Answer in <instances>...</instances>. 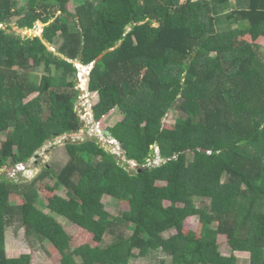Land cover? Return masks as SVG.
I'll list each match as a JSON object with an SVG mask.
<instances>
[{"label": "trees", "instance_id": "16d2710c", "mask_svg": "<svg viewBox=\"0 0 264 264\" xmlns=\"http://www.w3.org/2000/svg\"><path fill=\"white\" fill-rule=\"evenodd\" d=\"M232 1L0 0V170L36 159L45 142L83 128L74 107L75 61L93 64V119L119 113L106 129L136 161L127 169L84 136L65 140L63 165L46 163L31 179L0 173V264L30 263L27 253L6 254L14 223L50 241L62 264H132L135 249L170 256L158 264H236L221 254L220 234L232 251L248 253V264H264V45L257 42L264 0H236L238 7ZM218 8L227 12L222 28ZM38 21L57 25L53 50L38 35L7 29H32ZM244 35L251 41L235 46ZM170 112L174 122L166 127ZM153 147L157 164L146 163ZM48 177L54 184L46 187H62L64 195L44 207L37 190ZM125 194L128 209L111 219L102 197ZM13 196L22 201L11 203ZM54 214L92 234L96 244L76 247L80 261ZM191 216L201 222L198 233L183 231Z\"/></svg>", "mask_w": 264, "mask_h": 264}, {"label": "rangeland", "instance_id": "374dc122", "mask_svg": "<svg viewBox=\"0 0 264 264\" xmlns=\"http://www.w3.org/2000/svg\"><path fill=\"white\" fill-rule=\"evenodd\" d=\"M19 2L21 0H18ZM183 1V0H182ZM245 1V0H244ZM231 6L238 7L239 4L236 0L231 2ZM75 3L70 1L67 3V10L69 13H73L75 9ZM214 6V5H213ZM219 9V10H218ZM218 14L216 16L217 19V28H222L223 26H227V22L225 16L227 12L218 8ZM53 19V18H52ZM63 21H66V18L62 17ZM1 26V25H0ZM242 28L247 26V23L244 21L240 23ZM12 31L21 34L22 36H34L38 35L43 39V42L48 46L50 50H53V42L58 38L59 29L56 24L51 22L42 23L40 21L36 22L32 29H18L15 25L10 26ZM250 37L248 35H244L241 37H236L234 39V45L239 46L242 44L249 43ZM257 42L263 46L264 45V37H260ZM74 64L78 67L77 69H81L82 64L77 61ZM84 69L87 71L86 67ZM34 74L36 77L40 75V70H35ZM76 87L79 89V96L74 101V107L81 116L84 121L83 128L78 133L64 134L61 136H55L50 141L45 142V144L41 147V149L37 153L36 159H31L24 166V170L14 174L12 178L15 180L19 179H31L33 178L40 169L46 163H56L57 165H63L64 162L68 159L67 154L64 152V142L65 140H81L84 139V136L94 137L97 139V142L104 147V149L115 155L118 162L127 164V169H133L136 166V161L127 160L124 155L123 146L120 145L119 141L112 138L111 135H106L104 130H107V127H111L114 123L120 119L119 113L114 111L108 112L104 116H102L99 120L95 121L92 118V105L95 104L98 100V96L96 93H92L87 91L85 85L81 79L78 78L77 75V85ZM36 94H32L29 98L35 96ZM174 117L173 113L170 112L163 119V125L166 127H170L173 125ZM109 131V130H108ZM110 132V131H109ZM111 134V133H110ZM154 149V157L147 160L146 163H159L160 159L158 157V149L153 147ZM93 158L92 155H87V159L91 161ZM8 169L3 168L0 170L1 174H8ZM53 185L54 179L52 177H48L38 183L37 197L41 202V205H45L48 200L52 199L56 194L64 195V188L59 187L54 191H50L46 185ZM164 184V183H163ZM22 201L20 196H13L10 198V202L13 204H17ZM104 204V209L108 212L109 217L112 219H116V217L121 216V214L128 209L129 198L128 196L121 195L120 197L114 198L109 195H104L101 199ZM195 204L200 206L202 204V200L199 197H195ZM167 204V202H166ZM45 207V206H44ZM46 209V208H44ZM55 218L62 223L65 230L71 236V256L76 260L80 261L81 257L76 251V247L82 245L84 243L96 244L94 240H92V234L87 232L86 230L76 226L75 224L69 222L64 219L62 216H58L54 214ZM212 226H214L212 224ZM201 228V222L197 218V216L188 217L183 223V231H195L199 232ZM175 232L172 230L171 233ZM7 238V246H8V255L9 257H14L22 253H27L30 255V263L29 264H62L61 263V255L57 251V249L51 244L50 241L45 240L42 243L36 238L35 235L27 236L25 234L24 227L14 223L7 227L6 231ZM129 233V232H128ZM110 241V237H104V243ZM217 243L220 247V252L223 255H231L235 256L237 261L236 264H248L249 263V255L246 252L241 251H232L228 245L227 239L225 235L217 236ZM160 258H164L169 261L170 256L165 255L159 249L156 251L149 252L146 256L138 255L137 249L133 250V255L129 257V261L132 264H158V260Z\"/></svg>", "mask_w": 264, "mask_h": 264}, {"label": "built area", "instance_id": "2783aa9c", "mask_svg": "<svg viewBox=\"0 0 264 264\" xmlns=\"http://www.w3.org/2000/svg\"><path fill=\"white\" fill-rule=\"evenodd\" d=\"M85 66H82L81 69L78 70V78L82 80L83 82V85H87V78H88V75H89V71H86L84 69ZM78 68V67H77ZM24 169V165L23 164H17L15 167H10L8 169V172L11 174V175H14L16 174L19 170H22Z\"/></svg>", "mask_w": 264, "mask_h": 264}, {"label": "water", "instance_id": "95a60500", "mask_svg": "<svg viewBox=\"0 0 264 264\" xmlns=\"http://www.w3.org/2000/svg\"><path fill=\"white\" fill-rule=\"evenodd\" d=\"M7 29L10 30L11 27H10V26H7ZM91 68H92L91 65L86 66V69H87V71H89V72H90ZM88 81H89V79L87 78V84H88ZM104 133H105L106 135H110V132H109L108 130H104Z\"/></svg>", "mask_w": 264, "mask_h": 264}, {"label": "clouds", "instance_id": "9594fccd", "mask_svg": "<svg viewBox=\"0 0 264 264\" xmlns=\"http://www.w3.org/2000/svg\"><path fill=\"white\" fill-rule=\"evenodd\" d=\"M91 66L93 65V64H90ZM76 66V65H75ZM85 67L86 66H89V65H84ZM77 67V66H76ZM88 79H89V75H88ZM86 87V89H87V91H88V84L85 86ZM80 116V115H79ZM80 118H81V116H80ZM92 118H93V116H92ZM82 119V118H81ZM83 120V119H82ZM94 120V119H93ZM28 162H25V163H22L24 166L27 164ZM19 164V163H18ZM25 169V168H24ZM24 169H22V170H24ZM21 170H19V172H20Z\"/></svg>", "mask_w": 264, "mask_h": 264}, {"label": "crops", "instance_id": "0c3cea01", "mask_svg": "<svg viewBox=\"0 0 264 264\" xmlns=\"http://www.w3.org/2000/svg\"><path fill=\"white\" fill-rule=\"evenodd\" d=\"M6 234H7V233H6ZM6 237H7V236H6ZM6 240H7V238H6ZM5 245H6V254H7V256L9 257V255H8L9 250H8V246H7V241H6ZM12 256L17 257V256H15V255H12ZM18 256H19V255H18Z\"/></svg>", "mask_w": 264, "mask_h": 264}]
</instances>
